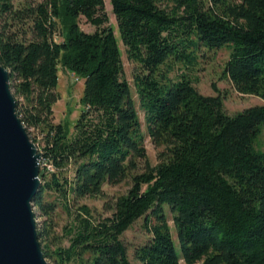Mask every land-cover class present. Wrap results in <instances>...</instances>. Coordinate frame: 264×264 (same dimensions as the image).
I'll use <instances>...</instances> for the list:
<instances>
[{"label":"trees","instance_id":"16d2710c","mask_svg":"<svg viewBox=\"0 0 264 264\" xmlns=\"http://www.w3.org/2000/svg\"><path fill=\"white\" fill-rule=\"evenodd\" d=\"M13 1L0 0V66L29 140V128L40 135L44 171L31 208L47 221L58 206L70 216L67 246L53 249L49 224L34 221L42 257L130 264L120 236L141 218L150 236L133 248L140 264H264V153L253 149L264 125V0H109L146 134L160 149L153 166L103 0ZM79 18L93 31H81ZM221 46L229 49L225 79L262 105L229 116L218 94L201 95L184 74L167 77L170 64L187 69L200 48ZM58 66L82 79L71 131L52 122ZM126 179L125 193L105 205L108 216L77 205Z\"/></svg>","mask_w":264,"mask_h":264},{"label":"rangeland","instance_id":"374dc122","mask_svg":"<svg viewBox=\"0 0 264 264\" xmlns=\"http://www.w3.org/2000/svg\"><path fill=\"white\" fill-rule=\"evenodd\" d=\"M24 0H14L13 6L18 8L21 6ZM31 1V0H28ZM38 1V0H34ZM104 12L107 17V25H109L113 31V36L120 52V59L122 64V75L129 86V95L131 103L136 112L140 133L143 140V146L145 148L146 163L149 166H153L157 163V152L160 149L155 148L151 143L145 131V124L143 120V112L139 107L135 88L132 83V68L133 63L130 62L124 52V48L121 44L119 34L116 28L114 17L111 13L109 0H103ZM79 29L83 32L90 33L93 31V27L86 24L83 18L78 19ZM17 26L12 24L11 30L16 29ZM53 40L60 41L61 37L54 36ZM229 49L227 46H221L216 49L200 48L197 59L192 66H188L185 69L180 64H170V70L167 72V77L171 80L175 79L178 74H184L192 82L193 86L201 95L215 96L218 94L223 99V110L227 115H234L243 109L262 105L263 102L260 98L251 95H241L235 92L227 79L223 76V67L228 59ZM165 69L164 66H162ZM10 85V82H8ZM82 79L78 76L58 66L57 68V84L55 91L58 95V99L52 106L53 123H60L65 126L68 131H71L74 121L77 119L80 112L79 99L82 93ZM11 93L13 89L10 88ZM29 137L34 140L35 148L38 149L40 145V135L36 129L29 128ZM253 149L256 152L264 153V125L260 127L258 134L253 139ZM144 163L141 161L138 164V172L143 169ZM44 162L38 161V172H43ZM47 170L50 168L47 167ZM129 179L114 185H103L102 196L95 198H82L77 201V205L86 206L94 216H108L109 211L105 209L107 204L112 202L117 196L122 195L129 187ZM106 205V206H105ZM164 215L167 226L170 231V235L173 241L174 250L179 253V247L176 239V232L172 224V215L168 210L167 205H163ZM34 221L38 226H43L45 223L49 224V238L47 245L53 249L56 247H66L67 241L63 236L64 227L68 224L70 216L58 206L54 210L51 216V220L47 221L44 217L38 215L34 208H32ZM142 219L136 220L121 236L120 239L126 245L127 257L130 264H140L133 259V248L142 245L148 238L149 234L141 227ZM47 264H51L48 260H45ZM179 264H183L182 261Z\"/></svg>","mask_w":264,"mask_h":264},{"label":"water","instance_id":"95a60500","mask_svg":"<svg viewBox=\"0 0 264 264\" xmlns=\"http://www.w3.org/2000/svg\"><path fill=\"white\" fill-rule=\"evenodd\" d=\"M39 160L16 115L8 72L0 66V264H47L31 208Z\"/></svg>","mask_w":264,"mask_h":264}]
</instances>
